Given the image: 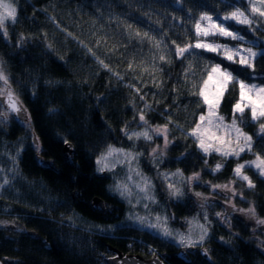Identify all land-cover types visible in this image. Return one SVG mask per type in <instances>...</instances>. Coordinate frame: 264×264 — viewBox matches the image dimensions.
Listing matches in <instances>:
<instances>
[{"label":"trees","instance_id":"trees-1","mask_svg":"<svg viewBox=\"0 0 264 264\" xmlns=\"http://www.w3.org/2000/svg\"><path fill=\"white\" fill-rule=\"evenodd\" d=\"M13 3L17 7V19L15 23L6 22L9 35L7 40L0 37V59L10 76L12 89L31 116V136L35 132L39 137V155L47 162V165L39 164L37 152L30 144L32 139H28L20 160L22 175L26 180L31 178L44 184L45 188L41 190L48 201L42 205L38 201L13 205V213L19 214L14 223L19 221L26 229L34 230V236L12 230L7 224L12 217L0 214V222H6L0 223V259L9 264H105L103 257L109 253V244L123 251L128 249L142 254L140 248L144 250L148 243L157 247L158 254L164 253L165 264H264V256L251 243L250 227L236 218L231 222L235 223L238 233L233 235L225 230L227 223L214 217L217 225H221L216 227L214 237H223L224 240L220 239L215 247L212 246L207 258L190 254V262L175 257L168 243L157 242L148 232L137 233L130 228L113 233L89 230L62 241L54 230L60 213L65 214L64 220H67L66 216L78 217L80 220L76 223L82 228L88 223L117 224L126 214L124 202L107 191L112 174L98 173L95 157L107 144H113L143 152L140 157L144 158L156 141L133 143L120 131L135 115L130 101L134 100L136 110L144 103L126 86L129 83L141 88V94L152 104L153 111L148 113L151 125L164 124L169 117L174 121L169 135L173 143L166 150L163 167H179L187 173L200 172L202 179L212 184L224 183L232 176L236 164L233 158L222 172L213 174L209 169L214 167L216 160L202 155L190 136L185 138L206 108L199 96L192 95L198 91L193 84L198 85L206 76V64L222 63L228 67L229 62L205 52L196 58L189 57L183 63L174 58L171 64L159 63L160 53L148 41L140 43L133 39L129 42L128 25L132 26L131 31L149 32L157 39L162 32H167L169 39L166 42L169 44L171 40L184 43L194 34V30L186 33L185 29H192L201 12L213 14L216 10L223 15L233 9L225 8L219 0H13ZM237 6H241L239 0ZM50 17H54V21ZM257 20L254 27L264 24V19ZM231 23L230 30L245 37L243 45L250 46L249 41L264 45V27L253 32L246 25ZM67 32L93 48L96 55L124 79L119 81L100 68L86 49L66 36ZM21 34L26 40L22 47H17ZM97 40L101 42L99 47ZM217 42L237 43L223 37H218ZM47 43L53 45L54 52L47 50ZM60 56L65 59H59ZM153 56L157 58L160 71L153 70ZM189 61L193 62L195 75L186 83L182 73ZM129 62L133 63L134 70H128ZM231 69H235L241 79L246 78L241 74L246 70L239 65H231ZM255 76V79L248 76L247 82L264 84V59H257ZM153 77L161 87L153 84ZM48 81L59 83H46ZM238 97V88L229 91L220 111L230 115ZM50 108H57L58 113L50 115ZM176 124L181 127L176 128ZM136 127L137 123L129 124L130 129ZM252 127L255 124L246 123L244 126L253 133L256 130L253 131ZM8 129L7 137L11 140L25 131L13 120ZM65 138L73 149L68 157L63 153ZM254 150L264 154V141L254 137ZM141 165L144 171L151 173ZM253 181L256 189L254 192L249 190L248 196L254 201L258 216L264 217V182L258 177ZM207 189L202 190L208 192ZM38 190L31 193L37 196ZM94 197L103 200L104 210L92 205ZM167 205L172 207L170 202ZM176 205L178 207H172L170 211L184 219L192 216L197 208L190 194H185ZM135 240L140 248H129L127 243Z\"/></svg>","mask_w":264,"mask_h":264},{"label":"snow or ice","instance_id":"snow-or-ice-1","mask_svg":"<svg viewBox=\"0 0 264 264\" xmlns=\"http://www.w3.org/2000/svg\"><path fill=\"white\" fill-rule=\"evenodd\" d=\"M219 2L225 8H232L233 10L227 11L223 15L216 10H213V14L201 12L199 17L195 19L192 29H185L186 33L194 30L193 37L188 42L177 43L176 40H171L169 44L166 42V40L169 39L167 32H162L159 39H157L149 32L141 33L138 30L131 31L132 26L128 25L129 42L131 43L133 39L138 40L140 43L148 41L152 47L160 53L158 56L159 63L171 64L173 58L183 63L185 60H188L189 57L196 58L205 52L213 53L223 61L229 62L228 67L223 66L222 63L206 64L204 69L206 76H203L198 85L195 83L193 84V88H198V91H194L192 95L199 96L201 103L206 106L207 111L198 117L195 126L186 133L185 138L189 136L192 137L197 149L205 156H210L215 153L221 157L215 166L209 169L213 174L222 172L232 158L239 161L242 158V154L251 153L254 156L252 160H247L243 163L237 162L232 169V179L227 183L212 184L210 181H205L204 183L208 184L214 191L220 190L225 194V202L229 205L231 211L240 212L250 220L254 219L256 225L259 227L264 226V218L258 216L254 201L247 200L244 195V189L253 192L256 189V184L253 179L245 173V169L254 170V175L264 182V154L254 151V137L259 141H264V84L248 83L247 77L250 76L252 79L256 78V61L257 59H264V45L258 46L255 41H249L248 43L250 46L244 47L242 46V42H244L245 37L240 35L238 31H232L230 29L232 27L231 22H235L238 25H246L249 30L253 32L258 31L259 27H264V24L259 27L253 26L254 21L258 18L264 19V0H247V7L243 6V0H239L241 6H237L238 0H219ZM203 6L207 7V5ZM16 19L17 7L14 6L12 2H9V0H0V37L5 40L8 39L9 34L6 22L11 21L15 23ZM50 19L54 21L55 18L50 17ZM182 25L183 21H181V26ZM57 27H60L59 24H57ZM61 30L65 31L64 29ZM66 36L72 37L81 47L86 49V53L95 59L100 68L110 72L112 76L119 81L124 79L122 75L113 71L109 64L105 63L103 59L97 56L93 48L89 47L84 41L79 40L70 32H67ZM218 37L236 41L237 44L230 45L227 43H219L217 42ZM25 40V36L21 34L17 40V47H22ZM100 43L101 42L97 40V47L100 46ZM46 48L49 52L55 51L51 43H47ZM59 59L64 60L65 57L60 56ZM152 59L153 70L160 71L161 69L159 68L156 56H153ZM3 63V60L0 59V126L7 122L11 114H16V118L22 120L26 127H31V116L28 114V110L24 107L19 95L12 89L10 76L5 71ZM231 65H239L241 68L245 69L246 72L241 74L246 75V78L241 79L240 75L235 74V69L230 70ZM128 70H134L132 62H129ZM182 74L186 83L194 77L195 71L192 61H189L187 66L183 68ZM46 83H59V81H48ZM153 84L157 88L162 86L155 77H153ZM126 86L132 89L135 96H138L144 103L143 107L136 110L134 100L130 101L135 110V115L132 121L125 122L120 131L133 143L139 140L152 142L156 137H162V148L160 145H157L151 150L150 154L154 159L159 155L161 157L160 163H162L166 150L169 145L173 143V140L169 139V135L172 131L170 125H172L174 121L169 117L164 124L151 125L148 119V113L153 111L152 104L146 100L145 95L141 94V88L136 87L135 84L132 83ZM237 88L239 98L232 105V118L230 123H226V117L221 115L219 110L226 94ZM33 95H35V91H33ZM97 99L100 98L97 97ZM199 106L200 105H198V107ZM48 112L50 115H55L58 113V109L50 108ZM246 112H250V123L258 125L256 131L251 134L245 132L242 127V125L246 126L244 119ZM130 123H137L140 130H130ZM180 127L179 124H176V128ZM213 129H215V131H213ZM219 132H223V135L218 134ZM63 143L71 147L67 138L63 140ZM32 147H34L37 154H39L41 151L39 137L34 136ZM158 149H160L159 152ZM22 150L23 144H21L20 148L16 149L14 155L0 151V157L7 156L12 165L7 169L0 167V194H2V191L6 187H10L12 181L19 175V157ZM142 155H144L143 152H135L131 148L124 149L118 148L113 144H107L96 156V171L98 173H113L115 177V170L117 167L127 165L128 173L125 178H114L113 183L108 185L107 191L113 195L119 196L122 200H125L131 205L134 187L137 190L135 193L137 204L142 200L158 204L159 201L155 194L156 186L153 184L151 177L144 175L138 167V160ZM181 155H185V153H181ZM134 163L137 165L135 168L133 167ZM205 166H207V160H205ZM9 173L11 174V178H9ZM133 175L140 177V181L134 185L129 183V181L133 179ZM160 176L166 184L168 197L172 200H180L185 196V185L190 188L194 183H201L200 172H193L185 176L181 169H176L175 172L171 173L162 172ZM176 177L180 179L175 182L170 179ZM237 182L242 183L244 187L237 190L236 187H234ZM193 195L198 198L202 216L198 213L192 218H185V222L188 225L187 231L172 229L169 226L170 217L167 214H157L154 218H150L149 216L129 215L127 219L140 225L142 228L146 227L150 230H154L163 238L173 241L178 247H201L209 238L211 232V221L208 212L205 210L209 197L200 192H194ZM236 197H239L241 201L247 202L249 207H237L234 203ZM144 206L148 208L149 205L145 204ZM215 215L218 219L231 227L228 212H216ZM68 219L73 225L75 224L74 216H69ZM99 230L104 231L103 228ZM194 234L195 238H193ZM220 239L222 241L224 240L223 237ZM261 244L264 245V241H261ZM203 251L207 256L209 250L205 248ZM112 259H115V257Z\"/></svg>","mask_w":264,"mask_h":264},{"label":"rangeland","instance_id":"rangeland-1","mask_svg":"<svg viewBox=\"0 0 264 264\" xmlns=\"http://www.w3.org/2000/svg\"><path fill=\"white\" fill-rule=\"evenodd\" d=\"M243 1L245 4V7H247V0H243ZM9 2L13 3V0H9ZM258 19H260V18H258ZM257 21L258 20H255L254 23ZM236 44L237 43L230 44V45H236ZM242 46L247 47L246 45H243V44H242ZM248 83H255V82H248ZM256 84H258V83H256ZM206 111H207V108H205L204 112H206ZM219 113L226 117V121H225L226 123H230L231 118H232V111H231L230 115H225L220 110H219ZM244 119H245L246 123L252 124V123H250V112L245 113ZM11 121L12 120H9L6 122L7 124L5 123L4 125L0 126V151L7 152V153L14 155L16 152V149L21 147V144H23V150H24L26 147V144H28L27 143L28 139H32V136H31L32 126L26 127L24 123L19 122L21 124V127H23V129H25V131L23 132V135H19L18 137L13 138L11 140L7 137V133L9 132L8 125L11 123ZM244 126L245 125H242L243 130L245 132H248L249 134H251L252 132L250 131V129L249 128L245 129ZM255 127H256V124H255ZM255 127H252L253 131L256 130ZM130 130H140V129L138 127H136V128L130 129ZM213 131H215V129H213ZM218 134L223 135V132H219ZM157 139L162 140V142L157 141ZM155 140L156 141L154 142V145L151 146V149L149 150L148 155H145L144 158L139 157L138 167L143 172L144 175L151 177L153 184L156 186L155 194H156V198L159 201V203L153 204L150 201L142 200L140 203L137 204L136 203L137 197L135 195L137 190L133 187V196H132V204L131 205L116 195L119 199H121L124 202V204L126 205V208H127L126 214L117 224H108V225L104 226V225H99V224L95 225L93 223H91V224L88 223L89 225L87 224V226L85 224H83L84 228H82L83 226H78L79 225L78 222L76 223V220L77 221L80 220L79 218H74L75 224L73 225V223L71 221H69V219H68L69 216H66L67 220H64L65 214L60 213L59 218H61V220H63L64 223H57L55 226V229H54L57 232V236L59 237V239H61L62 241H65L67 239L69 240L71 235H74V237H75L78 233H79V235H82V234L88 232L89 230H91L92 232H95V233H104V232L113 233L117 230H126V229L130 228L132 230L133 229L137 230V233H141V232L150 233V235L155 237L157 239V242H159V243H161V242L168 243V245L173 250V252H172L173 255H174V252H179L180 250H185V251L191 250V248L178 247L173 241L163 238L162 236L157 234L154 230H150L146 227L142 228L140 225H138V224L134 223L133 221L127 219V217L129 215L149 216L150 218H154L157 214H161V215L167 214L170 217L169 226L172 229L178 230V231H187L188 225L185 222V219L181 218L180 216H178V217L175 216L170 211L172 207H178L176 204L178 203V201H180V200L182 201V199H180V200L169 199L168 194H167V190H166V184L163 181L162 177L160 176V173H162V172L171 173V172H175L176 169H181V168H179V167H175V168L163 167V162L160 163L161 157L159 155H157L155 157V159L150 155L151 150L153 148H155L157 145H160L161 148L163 146V138L162 137H156ZM192 140H193V138H192ZM30 144L32 147V145H33L32 142ZM32 148L34 149V147H32ZM34 151H35V149H34ZM159 151H160V149H158V152ZM255 152H258V151H255ZM200 153L202 155H204L202 152H200ZM21 155H22V152H21ZM21 155L19 157V175L12 181V185L10 187H6L2 191V194H0V214L1 215L7 214V215H9L10 218L12 217V219H11L12 221H9L10 220L9 218H8L9 220L7 221V224L9 227L14 224L13 220H15L14 219L15 216L19 215L18 213H13V211H12L14 204L16 205V204H23L24 203L27 205L30 203L32 204V202L38 201V203L40 205H42L44 203H47L46 201H48L47 200L48 197L44 196L43 195L44 192H42V190H41V188H45L44 184H41V182H37L35 180H32L31 178L26 180L24 178V176L22 175V172H21L22 169L20 166ZM164 156H166V155H164ZM205 157L215 159L216 162L214 163V166L221 159V157L215 153H213L210 156H205ZM215 157H219L220 159L215 158ZM95 159H96V157H95ZM233 159L236 163L237 162L243 163L244 161L254 159V156L251 153H247V154H242V159H240L239 161H236L235 158H233ZM163 160H164V157H163ZM141 164L146 166V170H149L151 173H147L146 171H144ZM11 166H12L11 161L8 159L7 156L0 157V167H4L7 169V168H10ZM136 166L137 165L134 163L133 167L135 168ZM181 170L184 172L185 176H188L191 174V173L185 172L183 169H181ZM127 173H128L127 165L118 166L117 169L115 170V177L113 176V173H111L112 175L110 174L112 177L110 184L113 183L114 178L124 179ZM245 173L247 175H249L252 179L257 177L256 175H254V170L245 169ZM8 175H9V178H11V174L9 173ZM170 179L173 182H175L176 180H179L180 178L176 177V178H170ZM230 179H232V176L226 182L224 181V183H227ZM139 181H140V177L133 175V179L131 181H129V183L134 185L135 183H137ZM205 181H207V180H203L202 175H201V183H199V184L194 183L191 185L190 188L187 185L184 186L185 194L186 195L190 194L192 196V198L194 199L195 204L197 206L193 215L189 216V217H185V218H192V217L196 216L198 213H200L202 216V210L200 207V203L198 202V198L195 195H193V193L194 192H200L204 195H207V194L211 193L212 191H214L213 189H211L208 186V184L204 183ZM224 183H221V184H224ZM234 187H236L237 190H240L244 186L242 183L237 182L234 185ZM204 188L205 189L209 188V189H207L208 192L202 190ZM36 190H38L37 196L33 195L31 193V192H34ZM158 191H159V193H158ZM215 191H217V190H215ZM248 194H249V190L244 189L245 197L247 198L248 201H251ZM224 199L226 200V197H224ZM236 199H237L239 205L235 202V199H234V203L236 205H238L240 208H248L249 207V204L247 202L241 201L239 199V197H236ZM169 202L172 204V207H171V205H167V203H169ZM209 202H208L205 210L208 212L209 219L211 221V225H210L211 232H210L209 238L204 242V244L201 247H194L198 251L205 248L207 246V244H209L211 237L215 235L214 231H215L216 227L221 226V225H217V222L214 221V217H216V215H215L216 212H224V211L221 210L220 208H217L214 205H211ZM145 204L149 205L148 208H145V206H144ZM228 218H229V220H231L230 216ZM261 218H264V217H261ZM92 226H98V227H92ZM109 226H112V227H109ZM224 227L226 228V225H224ZM100 228H103L104 231H100L99 230ZM254 235L257 236L256 234H254ZM193 238H195V234H194ZM250 240H251V243L253 244L254 248H256L264 256V245L261 244V241H264V227H262V229L260 228L259 239L250 237ZM81 242H82V238H81L80 243ZM80 243H78V244H80ZM135 243H136V247H135ZM127 244H128L127 246L131 249L140 248L138 246L137 240H135V242H133V241L128 242ZM150 246H153V245L146 243V245L144 247L145 249L143 250L142 248H140V250H139V251H142L143 253L141 254V252H140L139 254L142 255L143 257H146V258L153 255L155 253V249L154 248L148 249ZM146 252H147V254H146ZM208 253H210V252H208ZM195 256H196L195 254L192 255V257H195ZM207 256H209V254ZM183 257H185V254L183 255ZM186 258H182V259L185 262H190V257L186 255ZM256 264H259V262H257Z\"/></svg>","mask_w":264,"mask_h":264},{"label":"flooded vegetation","instance_id":"flooded-vegetation-1","mask_svg":"<svg viewBox=\"0 0 264 264\" xmlns=\"http://www.w3.org/2000/svg\"><path fill=\"white\" fill-rule=\"evenodd\" d=\"M5 107H6V105H5ZM9 120H13V121H15L16 123H19L20 121H18V120H16L15 118H14V116H13V114H11V116L9 117V119L7 120V121H9ZM7 124V123H6ZM20 124V123H19ZM21 125V124H20ZM45 165V164H44ZM22 172V171H21ZM205 196H208L209 197V200H208V202L211 204V205H214V206H216L217 208H220L221 210H223L224 212H227L225 209H224V207H223V205H222V203H224V204H226V205H228L225 201V199H224V197H226L220 190H217V191H212L211 193H209V194H207V195H205ZM235 202L239 205V203H238V201H237V199L235 198ZM208 204V203H207ZM237 205V207H239ZM228 207H229V205H228ZM240 208V207H239ZM230 209V208H229ZM104 210V209H103ZM231 210V209H230ZM229 213V216L231 217V220H230V224H231V227H229V225H227L226 226V228H225V230L227 231V232H230V233H232L233 235H235L236 233H238L237 232V228H236V225H235V223L234 222H231L232 221V218H236V219H238L234 214L235 213H239V214H241L245 219H246V221H252L254 224L253 225H245L242 221H240L239 219V221L240 222H242L245 226H247V227H250V231H251V236L250 237H253V238H257V239H259V232H260V228L262 229V227H264V226H257L256 225V223H255V220L254 219H249L248 217H246L244 214H242V213H240V212H233V211H230V212H228ZM57 223H64L63 222V220H61V218L60 219H57V220H55ZM233 223V224H232ZM10 228L12 229V230H15V231H19V232H22V233H25V234H28V235H31V236H34V235H36V233H35V231L34 230H29V229H26L25 228V226H24V224L23 223H21V222H19V221H16L13 225H11L10 226ZM254 231V232H253ZM254 234H256L257 236H255ZM213 237V239L211 240L210 239V242H209V244H207V246L205 247V248H207L208 250H209V252H211V248H212V246L213 247H215L216 246V243L217 242H219L220 241V238H218V237H214V236H212ZM211 237V238H212ZM128 245V244H127ZM205 248H203V249H205ZM118 249V248H117ZM120 250V249H119ZM109 251V250H108ZM122 252H124V254H130V253H132L133 254V252L132 251H130V250H126V251H123V250H121ZM181 251H179V252H174V256L175 257H177V258H180V259H182V258H186V255L187 256H190V254L191 255H196V256H198V255H200L199 253H200V250L198 251V250H196L194 247L193 248H191V250H188V251H185V250H182V253H180ZM134 254H136V253H134ZM185 254V257H183V255ZM208 254H210V253H208ZM110 255H112V253L109 251V253H108V255H106V256H104L103 257V261H104V258L105 257H108V256H110ZM159 255H161V257L162 258H164V253H159ZM203 257V256H202ZM206 257V256H205ZM207 257H209V256H207ZM165 259V258H164ZM187 259V258H186ZM183 260V259H182ZM105 263V262H104ZM106 264V263H105Z\"/></svg>","mask_w":264,"mask_h":264},{"label":"water","instance_id":"water-1","mask_svg":"<svg viewBox=\"0 0 264 264\" xmlns=\"http://www.w3.org/2000/svg\"><path fill=\"white\" fill-rule=\"evenodd\" d=\"M13 116L16 120L23 123L22 120H19L16 118V114H13ZM34 136H36V133L32 132V143H33ZM72 152H73L72 147H68L67 145H64L63 153L66 157L71 156ZM36 158H37L39 164L47 165V162L44 161L39 154H36ZM92 203H93L92 205H94L95 207H98L101 210L104 209V202L101 198L94 197L92 200ZM222 205L227 212L231 211L229 209L228 205H226L224 203H222ZM234 215L240 221H242L245 225H253L254 224L252 221H246V219L239 213H235ZM107 249L112 253V255L104 258V262L106 264H154V262H155V264H165L161 258V255L160 256L154 255L150 258H146V257H143L142 255H140L139 253H137V254H134V253L133 254L132 253L124 254V252H122L121 250L115 248L114 246H112L110 244L108 245ZM180 251H181L180 253H182V250H180ZM200 254L203 255L204 257L206 256L204 254L203 249L200 250ZM113 257H115V259H112ZM0 264H9V262L6 263L2 259H0Z\"/></svg>","mask_w":264,"mask_h":264},{"label":"bare ground","instance_id":"bare-ground-1","mask_svg":"<svg viewBox=\"0 0 264 264\" xmlns=\"http://www.w3.org/2000/svg\"><path fill=\"white\" fill-rule=\"evenodd\" d=\"M150 248H154V249H155V251H156V247H154V246H150V247H149V249H150Z\"/></svg>","mask_w":264,"mask_h":264},{"label":"clouds","instance_id":"clouds-1","mask_svg":"<svg viewBox=\"0 0 264 264\" xmlns=\"http://www.w3.org/2000/svg\"><path fill=\"white\" fill-rule=\"evenodd\" d=\"M154 254H156V255H159L158 253H157V251L154 253ZM160 256V255H159ZM162 258V257H161ZM163 260V259H162Z\"/></svg>","mask_w":264,"mask_h":264}]
</instances>
